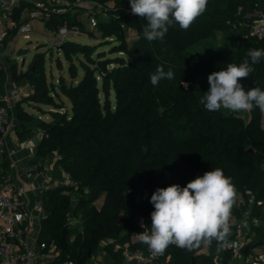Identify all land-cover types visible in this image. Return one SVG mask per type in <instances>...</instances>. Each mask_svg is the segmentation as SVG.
<instances>
[{
  "label": "trees",
  "instance_id": "1",
  "mask_svg": "<svg viewBox=\"0 0 264 264\" xmlns=\"http://www.w3.org/2000/svg\"><path fill=\"white\" fill-rule=\"evenodd\" d=\"M89 1L96 6L88 13L43 16L49 31L68 26L100 41L90 45L68 40L61 47L70 82L64 76L48 81L45 53H37L26 71L11 64L14 81H27L33 88L16 103L18 136L42 129L37 156L54 163V180L68 175L73 182L49 188L41 197L48 218L38 240L59 245L68 227L66 250L56 262L88 264L101 253L103 264H125V251L147 247L136 234L150 229L154 210L150 198L155 190L172 184L185 187L215 168L232 178L237 199L242 196L246 201L243 209L249 208L252 198L264 201L261 111L254 107L244 119L222 108L209 112L200 103L209 90L211 73L226 69L228 63L239 65L249 49H264V36L250 34L254 18L246 17L264 13V0H208L206 11L189 29L176 24L163 41L152 42L143 37L147 21L132 14L129 0ZM26 6L21 3L13 9L17 25L8 31L6 43L28 21L20 20ZM218 35L224 44L214 43ZM202 43L209 45L208 53L192 57V48ZM106 45H112L110 51H100ZM158 66L171 69L174 79L153 86L150 74ZM253 67L255 71L240 83L245 91L256 86L264 90V58ZM4 82L0 70L1 94ZM67 100L70 111L65 108ZM25 102L34 109L51 107L52 120L29 113ZM239 213L236 200L232 215ZM69 214L80 218L83 226L75 237ZM253 215L264 217L257 202ZM257 232L259 238L264 236V229ZM216 248V241L192 251L169 245L163 256L169 257L167 264H192L194 259L195 264H213ZM205 249L208 255L201 253ZM229 261L227 254L225 264Z\"/></svg>",
  "mask_w": 264,
  "mask_h": 264
},
{
  "label": "clouds",
  "instance_id": "2",
  "mask_svg": "<svg viewBox=\"0 0 264 264\" xmlns=\"http://www.w3.org/2000/svg\"><path fill=\"white\" fill-rule=\"evenodd\" d=\"M131 12L147 21L143 37L148 41H163L169 28L178 24L187 30L205 11L208 0H129ZM264 58V49H249L247 58L239 65L228 63L226 69L208 76L209 90L200 103L209 112L221 108L232 112L258 108L264 113V90L256 86L245 91L240 80L250 77L254 65ZM174 79V72L158 66L150 74V82L157 86L161 80ZM181 83H184L183 81ZM188 85L184 83L186 88ZM264 170V164L261 165ZM237 200L232 178L221 168L205 172L185 187L172 184L157 188L151 195L150 231L136 234L154 255L163 254L169 245L192 251L210 247L216 241V251L223 250L231 235L230 219ZM143 228L145 225L141 224Z\"/></svg>",
  "mask_w": 264,
  "mask_h": 264
},
{
  "label": "built area",
  "instance_id": "3",
  "mask_svg": "<svg viewBox=\"0 0 264 264\" xmlns=\"http://www.w3.org/2000/svg\"><path fill=\"white\" fill-rule=\"evenodd\" d=\"M21 3L35 9L40 17H43L47 12H72L74 6L81 7V4H86L91 10L96 6L94 2L89 0H77L76 3L71 0H0V9L7 12L8 15ZM99 8L104 10L101 6ZM107 16L112 15L107 14ZM246 17L254 18L250 34L256 38H262L264 36V13L255 11ZM7 19L8 23H6ZM16 25V22L7 16L0 17V59L5 58L8 54L6 51L11 46L12 40L6 43V38L8 31ZM32 31L33 26L30 21H27L19 27L17 35L29 39ZM77 31L78 29L68 26L59 28L52 34V45L60 49ZM32 92V87L28 90L17 87L8 91L6 95L0 93V159L6 155L15 154L14 149H6L5 140L10 120V106L12 103H17L19 100L28 97ZM261 114V125L264 129V113L261 112ZM27 177L45 179V183L39 186L32 208L28 199L27 187L15 182L11 175L0 172V264H75L71 260L57 263L56 260L61 255L60 246L53 242H40L38 240L39 234L35 237L32 235L34 233L33 221L38 219L40 222H44L48 218L41 200L43 192L58 185L71 186L73 182L68 175H64L63 179L60 180L50 179L46 170H39L38 168L27 173ZM255 202L264 211V201H255L252 198L249 208L243 209L242 206L246 204V201L242 196L237 199V208L240 213L231 215V235L227 243L224 244L223 250L213 256V264H225L227 254H230L229 264H233V259L244 255L246 250L248 251V261L252 264H264V236L259 238L257 232L259 229H264V217L253 215V203ZM72 219L73 215L69 214V220L72 221ZM139 222L143 224L142 219ZM201 253L209 254L206 249ZM163 254L154 255L148 246L145 250L125 251V264H167L169 257H164Z\"/></svg>",
  "mask_w": 264,
  "mask_h": 264
},
{
  "label": "rangeland",
  "instance_id": "4",
  "mask_svg": "<svg viewBox=\"0 0 264 264\" xmlns=\"http://www.w3.org/2000/svg\"><path fill=\"white\" fill-rule=\"evenodd\" d=\"M73 3H76L77 0H71ZM81 7L74 6L72 8L73 13H83L86 12L88 13L91 10V8L87 7L86 4L83 5L81 4ZM88 16V14H86ZM31 25L33 26V31L30 33V38L29 39H24L22 35H17L11 42V46L8 48L6 51L7 56L5 57L7 60H11L12 64H18L19 67L23 70L26 71L28 69V66L32 62L34 56L37 53H45V61H46V73L48 77L49 82L57 81L60 76H64L65 79L70 82V74L68 72V63L64 59L61 51L57 48H55L52 45L51 42V37H52V31H49L45 28L44 26V21L43 19L39 18H33L31 20ZM69 40L71 41H76V42H81V43H87L90 45H98L100 43L99 40L93 39L89 37L88 34L83 33L81 31H77V33L70 37ZM215 44H224V41L218 35L215 40ZM112 45H106L100 48V51H105L109 52L111 49ZM20 49H27L28 53L26 55V60H25V65L22 67V57L17 56V51ZM209 51V45L207 43H202L198 46H195L192 48L191 52L189 53L192 57L198 58L202 54H206ZM10 63V61H8ZM59 63L61 64V67L59 66ZM80 77H82V72L80 71ZM23 81H15L14 85L15 87L21 88L25 84H23ZM65 108L68 109L69 111L71 110V104L67 100L65 103ZM26 109V108H25ZM29 112L34 113L37 115L38 118H42L45 121H51L52 117L48 114V111L51 109L49 106H42L40 109L32 108L29 107L27 108ZM222 110L225 113H235L238 116L248 119L249 117V111H242V112H232L230 110L222 108ZM54 165V163H51ZM50 164V165H51ZM51 177L53 179L54 175L57 174V171L53 167V170L51 171ZM70 227H71V237L77 236L79 233L82 232L83 226L81 224L80 218H73L72 221L70 222ZM136 236V235H134ZM103 254H99L96 258L92 259L88 264H103Z\"/></svg>",
  "mask_w": 264,
  "mask_h": 264
},
{
  "label": "crops",
  "instance_id": "5",
  "mask_svg": "<svg viewBox=\"0 0 264 264\" xmlns=\"http://www.w3.org/2000/svg\"><path fill=\"white\" fill-rule=\"evenodd\" d=\"M6 13L7 12L1 10L0 17L7 16L10 20H14L11 16L13 11L11 14L8 15ZM33 18H39L41 20L43 19V17L37 15L35 9L27 5L21 13L20 20L23 21L25 19H28V21H30L31 23V20ZM6 23H8V19ZM8 61H10V63H8ZM11 64H12L11 60H7L6 58L0 59V70H3L5 73V82L3 85V93H2L3 95H6L8 91H10L11 89L17 88L14 85L15 81L13 78ZM18 69L19 72L23 71L19 67V65H18ZM23 82H24L23 84L25 85L21 88L28 90L31 87V85L27 81H23ZM24 106L27 111H28L27 108L31 107V105L27 102H25ZM40 119L42 118L40 117ZM19 124L20 121L17 116L16 103H12L10 106V120H9L8 130L5 135V140H6V149L7 150L14 149L15 154L12 156L6 155L2 159H0V172L2 174L11 175L15 182H17L18 184H23L27 187L28 199L30 202V207L32 208V204L34 202V198L38 193L39 186L42 183H45V179L43 178L30 179L27 177V173L33 172L35 168H38L39 170H46L48 172V177L52 179L50 175L52 173L51 171L53 170L54 165H52L51 163H50L51 165L48 164L47 161H43L41 158L37 156L38 143L42 138V129H40L39 127L34 128L33 130L26 133L22 137H19L17 131V127ZM4 163H7L8 165H3ZM41 226H42V222H40L38 219H35L33 221V227H34V233H32L33 237L40 234L39 231L41 230ZM243 254L244 255L237 256L235 259H233L232 263L252 264L250 261H248L247 258L248 251L247 250L244 251ZM227 264H229V262Z\"/></svg>",
  "mask_w": 264,
  "mask_h": 264
},
{
  "label": "water",
  "instance_id": "6",
  "mask_svg": "<svg viewBox=\"0 0 264 264\" xmlns=\"http://www.w3.org/2000/svg\"><path fill=\"white\" fill-rule=\"evenodd\" d=\"M61 50V48L59 49ZM28 53L27 49H20L17 51V56H21L22 57V63L21 66L23 67L25 64V60H26V55ZM67 237H68V227H65L63 229V233L61 235V238L59 240V246H60V250L61 252L66 250L67 247ZM192 264H195V259L193 260Z\"/></svg>",
  "mask_w": 264,
  "mask_h": 264
}]
</instances>
